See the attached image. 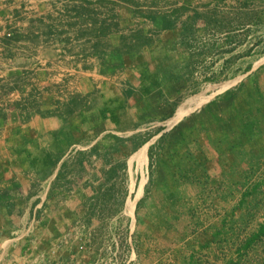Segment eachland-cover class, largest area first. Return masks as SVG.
Listing matches in <instances>:
<instances>
[{
  "label": "rangeland",
  "instance_id": "1",
  "mask_svg": "<svg viewBox=\"0 0 264 264\" xmlns=\"http://www.w3.org/2000/svg\"><path fill=\"white\" fill-rule=\"evenodd\" d=\"M176 2L21 0L9 10L1 117L42 104L47 88L34 79L52 62L69 69L42 78L56 91L48 120L0 157V264H186L208 221L264 214L263 186L237 204L246 164L230 148L252 86L264 85V0ZM214 99L225 122L209 111ZM245 149L264 154V131Z\"/></svg>",
  "mask_w": 264,
  "mask_h": 264
},
{
  "label": "crops",
  "instance_id": "2",
  "mask_svg": "<svg viewBox=\"0 0 264 264\" xmlns=\"http://www.w3.org/2000/svg\"><path fill=\"white\" fill-rule=\"evenodd\" d=\"M195 1L197 2L198 0ZM185 2L186 0H177L176 5H184ZM188 2L189 0H187V3ZM148 7L150 9L156 8L155 6L151 5ZM179 8L180 10L178 11V13H187L185 11V6ZM195 8L197 10L203 9L204 7H193V9ZM155 23V20L152 21V24H154V26H156ZM157 23L161 24V22L158 20ZM23 26L24 25L22 23L21 28ZM92 61H94V59H92ZM27 62L29 63V61ZM62 62H59L57 64H53L52 62L51 69H53L54 71L49 73L46 71L37 73V76L34 79L35 87L33 88L35 90L38 88H47V90H43L41 92L42 99L40 101H42V104L37 105L36 108H31L26 111L17 108L4 109L7 112H10V116H7L6 119L0 116V157L6 155L5 143H9L10 140H14L16 137V133L18 135L23 134V129L25 126L37 125V127L39 128L38 124L41 118L42 120H44V122L48 120L41 115L44 112H48L47 110L54 108L53 103L54 99L56 98V91L48 88L47 83L46 85H43L45 83V80H43L42 78H48L50 75H52L53 79H61V77L65 75L64 70L69 69V66L67 64L63 65ZM73 67L70 69H73ZM87 71L89 70H81V72L84 73H86ZM17 73L19 74L18 71ZM84 88H86L85 82L80 86L81 90H83ZM27 114L30 115L26 117ZM46 117L49 116L47 115ZM1 166L3 165H0V167ZM252 182H256V180L248 182V185H251ZM239 184L240 187H242V191L247 188V184L245 183L244 178ZM262 186L264 187V184ZM240 199L241 193L238 198V205H241ZM231 218H236V220L233 219V221L238 223H231ZM213 224H215L216 226ZM263 224L264 214L220 215L218 219L208 221V224H206L205 227L194 231L192 238L196 237L197 234H205V239L200 240L199 237H196L195 244L191 247V250L186 257V264H264V231L261 230ZM211 227H214V229L210 230Z\"/></svg>",
  "mask_w": 264,
  "mask_h": 264
},
{
  "label": "trees",
  "instance_id": "3",
  "mask_svg": "<svg viewBox=\"0 0 264 264\" xmlns=\"http://www.w3.org/2000/svg\"><path fill=\"white\" fill-rule=\"evenodd\" d=\"M251 66H249L250 68ZM235 91H231L230 94L227 96L230 101V97L234 98L236 96ZM251 96L248 98L247 102L245 103L247 106L244 110L241 111L242 116H243V125L242 128L244 131L237 130V137H232L231 140L233 141V144L230 146L231 149L235 148L234 144L238 143V146H236L235 149H237V152H242L241 163L246 164V167L242 171V176L245 179V183L247 184V188L242 191L241 193V199L240 203L241 205L244 204L245 201H247V198L251 195L257 194L259 188L262 187L264 184V154L263 153H251L248 154L246 153L245 146L246 144L253 140L256 139L263 131H264V109L261 107L260 103L264 101V85L261 83H256L255 86H252L251 88ZM251 100H255V103H253ZM219 107L218 102L216 99L210 101L208 103V108L210 112H215V108ZM261 113V117H255L254 113H256V109ZM207 109V108H206ZM203 110L199 111L202 112ZM193 116V115H192ZM215 119H220L221 121L225 122L224 117L221 115H218L217 113L213 115ZM191 118V119H190ZM187 119H190L191 121L194 119L193 117H189ZM184 124V123H183ZM178 127L175 128L178 129ZM237 141V142H236ZM248 154V155H247ZM248 157V158H245ZM237 158H235L234 163L236 162ZM234 169L236 167L234 166ZM188 179V175L186 176ZM252 182L251 185H248V182ZM261 230L264 231V224L261 227Z\"/></svg>",
  "mask_w": 264,
  "mask_h": 264
},
{
  "label": "built area",
  "instance_id": "4",
  "mask_svg": "<svg viewBox=\"0 0 264 264\" xmlns=\"http://www.w3.org/2000/svg\"><path fill=\"white\" fill-rule=\"evenodd\" d=\"M21 0H0V56L7 59L4 50V36L10 35L11 24L8 20L12 19V15L9 10L13 8L14 10L21 9ZM9 6V7H8ZM10 59V58H8ZM5 74L0 70V77L2 78Z\"/></svg>",
  "mask_w": 264,
  "mask_h": 264
}]
</instances>
